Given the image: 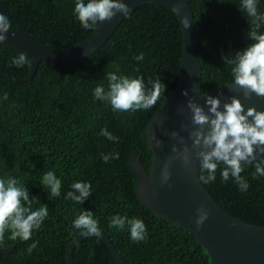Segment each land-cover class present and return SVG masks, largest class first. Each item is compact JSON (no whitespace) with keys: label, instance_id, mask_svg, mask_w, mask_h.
Listing matches in <instances>:
<instances>
[{"label":"trees","instance_id":"1","mask_svg":"<svg viewBox=\"0 0 264 264\" xmlns=\"http://www.w3.org/2000/svg\"><path fill=\"white\" fill-rule=\"evenodd\" d=\"M186 1L198 36L200 90L206 93L231 82V65L225 60L251 43L246 36L250 25L238 7L239 0ZM74 6L75 0H0V13L9 18L13 29L62 50L92 31L81 27L73 15ZM258 10L264 12V0H259ZM226 32L225 59L220 45ZM181 45L176 16L151 3L129 12L90 56L71 63L40 60L33 76L25 81L3 75L27 76L31 57L27 55L28 63L16 67L12 58L22 51L0 42V177L12 176L26 186L30 198H38L33 209L48 208V217L29 241L12 240L8 232L0 245L25 264H66L65 249L80 232L73 222L88 210L126 264H210L208 252L191 233L156 216L141 203L136 192L138 177L128 163L135 151L149 170L152 153L145 128L176 85ZM140 53L144 59H134ZM108 72L143 76L148 88L159 79L166 91L148 111L114 112L109 103L93 96L97 84L107 87ZM104 131L117 139L109 140ZM112 153H119V158L104 162L102 156ZM47 171L62 181L59 197H48L40 184ZM254 171L250 165L242 173L249 183L246 191L232 180L222 182L219 169L216 180L203 185L228 213L264 226V176L253 178ZM76 181L92 185V193L81 204L65 198ZM115 215L143 220L147 239L132 242L127 228H110ZM34 242L36 248L29 254L27 249ZM72 259L73 264H116L107 245L95 235L74 247ZM0 264L15 263L0 252Z\"/></svg>","mask_w":264,"mask_h":264},{"label":"clouds","instance_id":"2","mask_svg":"<svg viewBox=\"0 0 264 264\" xmlns=\"http://www.w3.org/2000/svg\"><path fill=\"white\" fill-rule=\"evenodd\" d=\"M259 0H239V9L249 22L247 38L251 41L243 50L228 56L225 63L231 65V82L245 98H250L254 93L257 97H264V12L258 10ZM130 12L129 5L124 0H75L73 15L85 30H95L104 21H112L116 15ZM187 26V21H185ZM12 28L9 18L0 13V42L7 39V33ZM143 60L144 54L134 57ZM28 63L27 54L21 52L18 57L12 58V64L21 67ZM107 87L103 83L97 84L93 89L96 100L109 103L114 112H136L152 109L166 91V85L157 79L151 82V88L145 84L143 76L118 75L115 72L106 73ZM188 96L185 90L183 93ZM7 93L3 99H7ZM207 107V111H205ZM187 108L191 113V124L183 125V130L188 132L191 140L189 147L183 137H179L182 148L172 146L175 156H170L164 163L160 174L161 184H167L171 173L169 168L174 160H180L189 171L192 170L195 157L199 160V181L202 184L214 182L219 169L222 182L229 180L246 191L249 188L247 179L242 175L246 166H254L253 178L264 176V160L257 161L258 154H264V110L255 107H245L237 96H232L230 102H224L221 108L219 96L208 95L204 105L198 104L189 98ZM251 118V119H249ZM109 140L116 137L104 131ZM156 146H161V141L154 135ZM175 138L178 133L173 132ZM119 153L104 154L102 159H118ZM256 161L254 164L253 162ZM223 165L221 168L220 166ZM40 184L48 192V197L61 195L62 181L53 171L42 174ZM71 191L66 194V199H71L81 204L92 193L90 182L76 181L71 184ZM37 197H31L29 190L17 178L6 175L0 177V242L5 239V234L10 232V239L29 241L35 230H39L44 220L48 217L46 205L33 209ZM198 216L195 220L197 230L208 218V211L203 207L197 209ZM73 227L80 230L81 234L100 236L102 230L98 219L94 218L91 211H84L74 220ZM110 228L120 231L128 229L132 242H142L147 239V227L143 220L127 216L115 215L109 223ZM36 248V243L28 247V252Z\"/></svg>","mask_w":264,"mask_h":264},{"label":"water","instance_id":"3","mask_svg":"<svg viewBox=\"0 0 264 264\" xmlns=\"http://www.w3.org/2000/svg\"><path fill=\"white\" fill-rule=\"evenodd\" d=\"M124 2L129 5L130 12L147 3L166 7L176 16L182 37L176 85L158 107L145 128V134H149V137L154 135L156 139L161 141V146L157 147L155 140L151 138L148 140L147 137V146L152 153L148 171L139 157L136 156L135 151L131 152L128 160L129 166L138 177L136 192L139 200L156 216L191 233L195 241L208 252L210 264H264V226L243 221L221 207L198 179L199 160L193 157L194 164L191 171L186 169L180 160H174L169 168L171 176L168 183L162 185L160 180L164 163L170 156L176 155L172 152V146L183 147L179 137H183L187 145L191 147L192 142L188 137V132L182 128L183 125L191 124V113L187 108L189 98L203 106L208 95L219 96L221 108H223L224 102H230L232 96H237L246 111L248 107L264 110V97H257L253 93L250 98H245L241 90L228 83L215 87L206 93H201V65L196 53L198 36L193 26V11L186 0H124ZM208 9L223 22L210 8ZM124 17V14L118 13L112 21L106 20L100 23L82 40L62 50L45 46L26 33L10 28L4 43L21 50L31 59L27 76L23 78L3 76L19 82L25 81L33 76L40 60L71 63L84 59L104 44ZM185 21H187V26ZM225 27L228 29L226 24ZM226 35L227 32L220 45V52L224 58L223 44ZM185 90L188 92V96L183 94ZM205 111H207V107H205ZM173 132L178 133V136L174 138ZM256 160H264V154H258ZM201 207L206 209L209 215L197 230L195 220L198 216L197 209ZM89 236L93 235L85 236L79 232L69 242L65 249L66 264H73L72 251L74 247ZM99 238L109 248L116 264H126L103 232ZM0 252L15 264H25L2 245H0Z\"/></svg>","mask_w":264,"mask_h":264}]
</instances>
